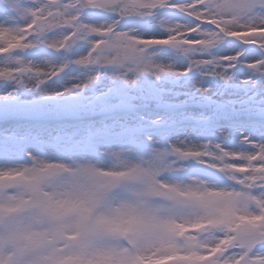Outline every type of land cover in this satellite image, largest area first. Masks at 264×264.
Wrapping results in <instances>:
<instances>
[{
    "label": "rangeland",
    "instance_id": "1",
    "mask_svg": "<svg viewBox=\"0 0 264 264\" xmlns=\"http://www.w3.org/2000/svg\"><path fill=\"white\" fill-rule=\"evenodd\" d=\"M141 39L165 46L147 50ZM0 52V264H137L142 250L143 264L220 252L233 262L243 252L225 245L236 231H264V0H174L103 15L82 13L75 0H0ZM48 97L53 110L42 106ZM25 116L37 120H17ZM75 117L87 122L58 128ZM101 130L121 138H92ZM196 167L236 191L188 180ZM155 194L177 211L156 206L166 200ZM250 264H264V249Z\"/></svg>",
    "mask_w": 264,
    "mask_h": 264
},
{
    "label": "water",
    "instance_id": "2",
    "mask_svg": "<svg viewBox=\"0 0 264 264\" xmlns=\"http://www.w3.org/2000/svg\"><path fill=\"white\" fill-rule=\"evenodd\" d=\"M80 4L82 6H84V8H86V10H91L89 7H86L87 5H85L83 3L82 0H79ZM169 1H163L161 2L159 5H155V6H147V7H141V8H135V7H132V6H128V5H125L123 2H119L117 4H115L112 9L110 10H114V11H119L123 8H128L129 10L133 11V12H139V11H144V10H155V9H159L160 7H162L164 4L168 3ZM143 45L145 46H148V47H153L154 45H156L157 42L155 41H143L141 42ZM56 106V101H51L48 105L49 108H53ZM244 234H240L238 236V241L242 238ZM264 243V235H260V236H256L255 237H248L247 238V241H246V246L248 248V251L245 255V257L242 259L241 261V264H247V258H248V253H249V250L256 244H262ZM71 241L68 240V246H71ZM218 263V261H216V264ZM199 264H205L203 262H200ZM210 264H214V262L210 263Z\"/></svg>",
    "mask_w": 264,
    "mask_h": 264
},
{
    "label": "bare ground",
    "instance_id": "3",
    "mask_svg": "<svg viewBox=\"0 0 264 264\" xmlns=\"http://www.w3.org/2000/svg\"><path fill=\"white\" fill-rule=\"evenodd\" d=\"M207 139L211 140V138H207ZM207 139H204V141H207ZM220 139H225V138L221 137ZM240 152L242 153V151H240ZM233 159H234V157H230L229 158V160H231V161ZM192 178L198 179L199 181H206L209 184H212L214 186L221 187V188H224V189H228L230 191H236V190L232 189L233 187L228 186V184H229L228 181H225V182H222V183L221 182H217V181L215 182V180H212V179H209V178H206V177L204 178V177H201V176H198V175H191V176H189L188 180H191ZM184 187L187 190H192V186H190V185L183 186V188ZM174 204L175 203L172 202L170 205H174ZM184 219H185L184 220L185 221V225H190L191 224L192 220H190L189 217H186ZM181 220H183V219H181ZM190 227H193V226H190ZM146 257H147V251L146 250H142L140 253H137V255H135L136 263L137 264H143L144 260L146 259Z\"/></svg>",
    "mask_w": 264,
    "mask_h": 264
}]
</instances>
